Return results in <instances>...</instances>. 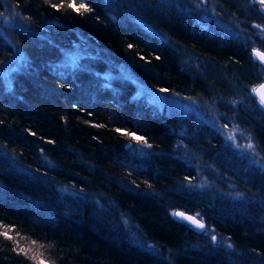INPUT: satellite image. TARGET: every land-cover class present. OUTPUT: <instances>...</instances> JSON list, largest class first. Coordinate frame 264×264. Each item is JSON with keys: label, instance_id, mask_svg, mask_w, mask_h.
I'll use <instances>...</instances> for the list:
<instances>
[{"label": "trees", "instance_id": "1", "mask_svg": "<svg viewBox=\"0 0 264 264\" xmlns=\"http://www.w3.org/2000/svg\"><path fill=\"white\" fill-rule=\"evenodd\" d=\"M255 25L258 0H0V264H264Z\"/></svg>", "mask_w": 264, "mask_h": 264}, {"label": "snow or ice", "instance_id": "2", "mask_svg": "<svg viewBox=\"0 0 264 264\" xmlns=\"http://www.w3.org/2000/svg\"><path fill=\"white\" fill-rule=\"evenodd\" d=\"M258 3L261 6V11H264V0H258ZM60 6L61 5H57V4H53L52 5L53 8H57V7H60ZM69 6L71 8H73L77 12H80L81 10H85V11H90L91 10L87 3H80L79 6H77L75 3H72ZM255 27L260 28L262 31H264V25H255ZM129 47H131V45H129ZM253 54L255 56H257L262 62H264V52H261L258 49H253ZM162 91H167V90L164 89ZM253 92H256V93L259 94V97H260L259 103H260V105L264 106V84L259 85L256 88H253ZM116 131L117 132H121V134H123V135L131 136L132 139L136 140L137 142H143V143L147 144V141L145 140L144 137H137L135 133L122 132L121 129H116ZM227 139L228 140H234L235 136L234 135H230V136L227 137ZM149 147H150V145H149ZM247 147L249 149H254V145H252L251 143H249L247 145ZM237 195H240V194L238 193ZM175 215H179L181 217H184V218L188 219L190 222H192L193 224H195L199 228H203L204 227L203 223L200 220L196 219L195 217H191V216L185 217V214L182 213V212H177V213H175ZM0 235L4 236L5 238H7L9 240H14L15 239V237L9 235V232L7 230V226L4 227L3 231H0ZM211 240H212L213 244H215L216 241H217V237L213 235L211 237ZM32 243L35 244L36 242L32 241ZM149 247H152V246L150 245ZM228 247L230 248L231 245H228ZM17 248H18V242H17ZM17 248H14V250H17ZM29 251H31V249L18 248V254H23L26 257L28 256ZM29 258L33 259V260H36L37 256L35 254H33ZM39 264H55V262L54 261H48V260H45V259H40L39 260Z\"/></svg>", "mask_w": 264, "mask_h": 264}, {"label": "rangeland", "instance_id": "3", "mask_svg": "<svg viewBox=\"0 0 264 264\" xmlns=\"http://www.w3.org/2000/svg\"><path fill=\"white\" fill-rule=\"evenodd\" d=\"M176 98H174V101H177L179 103H181L182 105H186L187 107H189L190 105L186 102V99H183V97H179L175 100Z\"/></svg>", "mask_w": 264, "mask_h": 264}, {"label": "water", "instance_id": "4", "mask_svg": "<svg viewBox=\"0 0 264 264\" xmlns=\"http://www.w3.org/2000/svg\"><path fill=\"white\" fill-rule=\"evenodd\" d=\"M261 7V6H260ZM259 51H261V50H259ZM261 52H264V51H261ZM257 57V56H256ZM258 58V57H257ZM259 59V58H258ZM260 60V59H259ZM261 61V60H260ZM262 84H264V82H261V83H258V84H256V86L254 87V88H256V87H258L259 85H262ZM254 94H255V96L257 97V99L258 100H260V97H259V94L258 93H256V92H254Z\"/></svg>", "mask_w": 264, "mask_h": 264}]
</instances>
